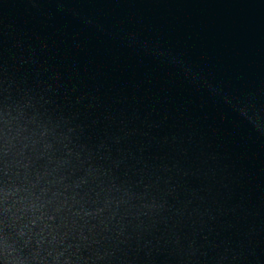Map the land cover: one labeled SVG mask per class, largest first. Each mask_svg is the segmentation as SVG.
<instances>
[{
  "label": "clouds",
  "instance_id": "1",
  "mask_svg": "<svg viewBox=\"0 0 264 264\" xmlns=\"http://www.w3.org/2000/svg\"><path fill=\"white\" fill-rule=\"evenodd\" d=\"M85 51L0 29V264H264V95L175 48L128 77Z\"/></svg>",
  "mask_w": 264,
  "mask_h": 264
},
{
  "label": "water",
  "instance_id": "2",
  "mask_svg": "<svg viewBox=\"0 0 264 264\" xmlns=\"http://www.w3.org/2000/svg\"><path fill=\"white\" fill-rule=\"evenodd\" d=\"M33 2L0 0V29L38 30L46 20L49 30L75 35L86 47L81 55L114 77L143 72L137 60L146 47L175 48L216 81L264 95V0H67L83 4L76 10L103 24L107 35L55 7L43 9L41 16ZM233 147L256 151L255 146Z\"/></svg>",
  "mask_w": 264,
  "mask_h": 264
}]
</instances>
